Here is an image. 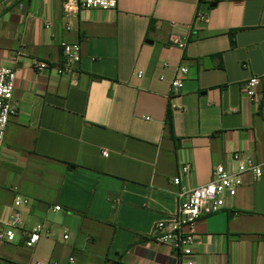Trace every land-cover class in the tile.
<instances>
[{
  "label": "crops",
  "instance_id": "crops-1",
  "mask_svg": "<svg viewBox=\"0 0 264 264\" xmlns=\"http://www.w3.org/2000/svg\"><path fill=\"white\" fill-rule=\"evenodd\" d=\"M67 1L79 0H0V66L17 75L18 110L0 146V221L23 196L24 232L42 227L34 247L23 232L0 244L1 264H178L152 234L179 189L232 171L233 153L264 159V108L243 93L252 77L264 92V0H116L77 16ZM64 42L81 45L73 74L36 71L63 63ZM182 164L192 171L178 188ZM195 234L197 264H264V178L244 174Z\"/></svg>",
  "mask_w": 264,
  "mask_h": 264
},
{
  "label": "built area",
  "instance_id": "built-area-1",
  "mask_svg": "<svg viewBox=\"0 0 264 264\" xmlns=\"http://www.w3.org/2000/svg\"><path fill=\"white\" fill-rule=\"evenodd\" d=\"M116 0H79L76 4L67 1L64 6L66 16H77L81 10L108 11L116 9ZM72 29L67 24L66 30ZM173 45L179 48L185 47V42L172 37ZM61 53L63 63L53 65L46 61L37 60L33 66L36 71L49 72L57 77L73 74L77 64L81 62L82 52L79 43H62ZM188 68L181 67L177 70L178 77L171 83V95L180 96L185 84ZM140 76V75H139ZM17 75L14 70L0 66V146L3 145L9 122L17 115L18 110L14 104L13 96ZM261 86L259 77L250 78L243 88L244 96L250 102L259 101L264 108V92L258 93ZM104 157L109 152H103ZM233 170L228 171L223 165L216 166L212 170L211 181L198 186L192 191L181 189V177L192 171L190 164L180 166V174L173 180V184L180 188L177 193V211L165 221L158 222L153 230V239L174 250L179 258L178 264H197L194 246L198 240L195 234L196 222L205 215L218 213L226 208L228 199L234 198L238 188L242 185V176L250 173L256 180L264 178V159L256 161L251 157H243L240 153L231 154ZM30 199L16 196L13 201L12 213L7 220L0 221V244L11 245L16 243L17 234L23 232L27 238L25 245L29 248L36 246L42 236V227L35 226L28 232H24L23 216L24 208L30 204ZM61 211V207H55ZM68 239V236H64ZM0 259V264H1ZM74 258L69 263L74 264Z\"/></svg>",
  "mask_w": 264,
  "mask_h": 264
},
{
  "label": "trees",
  "instance_id": "trees-1",
  "mask_svg": "<svg viewBox=\"0 0 264 264\" xmlns=\"http://www.w3.org/2000/svg\"><path fill=\"white\" fill-rule=\"evenodd\" d=\"M169 122L170 123L172 122V116H171V114H169Z\"/></svg>",
  "mask_w": 264,
  "mask_h": 264
},
{
  "label": "water",
  "instance_id": "water-1",
  "mask_svg": "<svg viewBox=\"0 0 264 264\" xmlns=\"http://www.w3.org/2000/svg\"><path fill=\"white\" fill-rule=\"evenodd\" d=\"M81 15H82V17H84V15H85V11H82V12H81Z\"/></svg>",
  "mask_w": 264,
  "mask_h": 264
}]
</instances>
